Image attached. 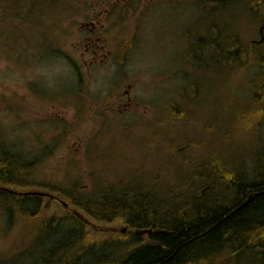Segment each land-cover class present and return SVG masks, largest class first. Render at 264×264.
Wrapping results in <instances>:
<instances>
[{
	"label": "rangeland",
	"instance_id": "374dc122",
	"mask_svg": "<svg viewBox=\"0 0 264 264\" xmlns=\"http://www.w3.org/2000/svg\"><path fill=\"white\" fill-rule=\"evenodd\" d=\"M101 1L0 0V145L3 143L24 157L26 154L28 161L34 158L37 161L22 173L25 187L50 191L69 202L65 195L53 191V187L71 188L79 181L81 189H87L102 172L108 176L124 175L133 158L134 165L151 164L153 153L163 149V146L151 147L154 137L160 139L165 150L176 144L168 167L171 172L179 168L178 164L182 166L179 172L198 171V162L209 158L202 160L211 153L210 146L218 133L233 137L235 108L250 103L252 82L256 78L264 79V43H256L262 23L244 22L246 8L243 4L239 6V0H228V6L221 5L222 0H138L120 4V21L114 22L116 25L120 22L118 48L125 56L123 67L116 64L119 60L112 62L111 71H100L92 81L86 73L89 56L84 54L85 46L69 45L63 33L75 22L77 29L70 33L69 40L78 42V37L84 36L79 31L86 33L80 27L87 21L92 7L106 4ZM212 18L220 22L219 29L213 25ZM212 28L223 39L220 47L218 41L215 47L211 45ZM30 29L41 31L42 44H38L33 33L28 38ZM232 33L240 36L249 54L236 53L229 45L227 40ZM131 38L137 40L135 45L128 42ZM186 38L190 41L186 42ZM214 48L222 58L215 56L218 63L212 68L208 58ZM203 53L207 57H202ZM233 54L238 55L229 56ZM201 60L206 63L202 64ZM184 66L182 72L180 68ZM215 68L218 70L212 71ZM95 72L92 69V74ZM119 80L125 85L134 81L133 88L137 86V90L132 95L138 104L116 115L110 110L113 105L106 104L103 92L112 90V86L117 91ZM262 89L261 95H257L261 107L249 115L251 121L246 116L245 121L250 125L243 131L249 134L252 146L245 139L247 134L240 138L247 159L242 166L249 174L256 166L253 156L264 148V117L257 118L258 114H264V86ZM230 106L232 109H227ZM88 147L94 151L103 148L95 158L99 163L91 162L94 159L87 154ZM110 147L114 154H104ZM225 148L221 142L216 151L225 153ZM31 151L34 152L29 156L27 152ZM40 154L42 157L35 156ZM44 200L40 204H44L46 218L47 215L62 218L77 210L72 204L65 207L49 197ZM6 218L7 213L0 208V262L11 264V257L23 251L22 261L18 262L32 264L39 259V251L51 245L53 239L42 236L32 241L31 234L42 223L40 220L31 222L17 215V220L9 225ZM75 224L67 226L81 227L86 239L79 245L74 242L73 248L84 254V244L96 246L104 241L120 240L125 235L120 231L124 227L120 220L98 223L108 228ZM94 248L93 253H100ZM246 254L243 261L252 263L254 256L250 252Z\"/></svg>",
	"mask_w": 264,
	"mask_h": 264
},
{
	"label": "trees",
	"instance_id": "16d2710c",
	"mask_svg": "<svg viewBox=\"0 0 264 264\" xmlns=\"http://www.w3.org/2000/svg\"><path fill=\"white\" fill-rule=\"evenodd\" d=\"M227 2L222 0L221 5L228 6ZM250 2L262 6L260 0ZM257 22L264 24V15ZM262 84L264 79L256 78L250 86V103L239 105L235 110L255 114L254 110L258 111L262 103L257 96L263 92ZM161 146L163 149L153 153L151 164L134 165L133 158L124 175L108 176L102 172L87 189H81L79 181L71 188L56 185L52 189L98 222L119 219L126 224L128 233L112 248L114 241L102 242L99 247L104 249H98L100 253L82 255L83 251L76 250L73 254L70 251L74 242L79 245L85 237L81 227H69V219H64L56 229L51 220L38 218L42 206L36 198L11 203L9 198L0 197L5 204L6 222L11 225L17 220L16 212L20 207L27 213L25 217L43 222L36 234L55 235L50 250L35 264H248L250 262L242 258L247 252L254 256L253 264H264V153L251 174L246 172L242 162L229 163L225 155L217 153L200 163L201 167L194 173L183 169L179 172L180 164L171 172L168 167L172 161L171 151L174 153L175 149L165 150V145ZM102 149L87 148V154L94 159L92 163H99L95 158ZM108 152L113 155L114 149L110 147L103 153ZM34 162H37L35 158L28 161L26 154L24 157L13 152L2 143L0 180L7 184H17L16 180L23 183V171ZM76 222L83 226L79 219ZM134 229H151L148 241L133 233ZM57 246H61V250ZM50 254L53 257L49 258ZM89 255L92 258H86ZM72 259H76V263Z\"/></svg>",
	"mask_w": 264,
	"mask_h": 264
},
{
	"label": "flooded vegetation",
	"instance_id": "af4514ba",
	"mask_svg": "<svg viewBox=\"0 0 264 264\" xmlns=\"http://www.w3.org/2000/svg\"><path fill=\"white\" fill-rule=\"evenodd\" d=\"M138 0H102V3H106L103 5H99L100 7H92L93 11H91V13H89V17L87 19L86 22L82 23L80 28H83L84 30H86V33H83L81 30L79 31V35L82 37H78V42L74 41H70V33L73 32L77 29L76 23L74 22L73 26H67V29H69V31L66 33V31H64L63 35L65 36V40L68 41L69 45L70 44H77L79 43L80 45L85 46V53L89 56V59L87 60L88 62L85 63L86 67H87V74L89 73V77H91V80L93 81V74H92V69H96L95 74H100V71H111L112 68L111 67V63L112 62H116L118 61L116 64L119 63L120 68L123 67V63H124V57L120 54V50L118 48V44L120 45V38L118 36H120V22L119 25H116L114 22L116 21H120V4H124V3H130V2H135ZM100 3L99 1H97V4ZM37 9V8H35ZM31 10V9H30ZM35 12V11H34ZM39 13V12H37ZM74 17V16H73ZM29 19V18H27ZM218 20L217 19H213L212 18V23H214L213 25L216 27V29H219V26L221 25L220 22L219 24L217 23ZM113 24H115L116 26H113ZM72 25V23H71ZM216 29L212 28L211 31H213V37H212V47H215V43L216 41H218L217 46L220 47V43L222 41V38L220 37V35L218 36L216 34ZM61 30V29H59ZM38 32H34L31 29L27 30L28 32V38L30 39V35L29 33H33L38 37V44H42V42L40 41L42 39L41 36V31L39 29H37ZM219 31V30H218ZM113 32H116V34H114ZM108 34H112L116 37H110V35ZM233 34V33H232ZM59 37H63L62 35H58ZM64 39V37H63ZM190 40L188 38H186V42H189ZM128 42L133 43L134 45L136 44L137 40H133V38H131ZM227 42L229 43V45H231V47H233V49L235 50V45L232 44L231 42V35L229 36ZM210 43V40H209ZM185 44V43H184ZM206 45V44H205ZM122 46V45H121ZM188 46V45H187ZM214 52L212 51L208 60L210 61V66L213 68L214 66L217 65L218 62L215 63L214 59L215 56H219L220 53L217 51L216 48H214ZM189 51V50H188ZM236 51V50H235ZM218 52V55H216L215 53ZM249 54V51L246 49V55ZM205 55V57H207V55L205 53H203L202 57ZM228 56V55H226ZM230 57H234L235 54L233 55H229ZM201 57V58H202ZM220 58H222V55H220ZM202 64H205L206 61L205 60H201ZM185 66L180 70L183 72L184 71ZM216 69H213L212 71ZM218 70V69H217ZM112 73V72H111ZM109 73V74H111ZM212 73V72H210ZM108 74V75H109ZM121 72H120V78H121ZM213 74V73H212ZM108 75H104V76H108ZM94 78L96 79V77L94 76ZM207 79V77H204ZM209 78V77H208ZM211 78H215L213 76H211ZM210 79V78H209ZM211 80V79H210ZM115 81V80H114ZM208 81V79H207ZM112 84L114 83L113 81L111 82ZM133 83L134 81H132L131 83H128L125 85V83H121L120 84V80L118 82V87L119 89L116 91L115 87H112V90L110 92H108L107 94L105 92H103V94L105 95L104 100L105 102H107L106 104H112V108L110 109L113 113H115L116 115H120V113L127 111L128 109H131L135 104H138L135 100L134 97L132 95V93H134L137 90V86L133 88ZM209 86L206 83V89ZM102 91V90H101ZM171 91V90H169ZM172 92V91H171ZM170 92V94H171ZM171 95H168V98H170ZM102 100V99H101ZM102 100V101H104ZM110 107V106H108Z\"/></svg>",
	"mask_w": 264,
	"mask_h": 264
},
{
	"label": "bare ground",
	"instance_id": "6f19581e",
	"mask_svg": "<svg viewBox=\"0 0 264 264\" xmlns=\"http://www.w3.org/2000/svg\"><path fill=\"white\" fill-rule=\"evenodd\" d=\"M260 1H261L260 4H262V6H258L256 3L252 4L250 2V0H242V1L239 0L238 1L239 6H241L243 4L245 6V8H246L245 11H246V17L247 18H245L244 22H247V23H250V22L251 23H255V22L259 21L262 18V16L264 15V0H260ZM259 31H260V38L258 40H256V43L257 44L263 43V41H264V24L261 25ZM231 42H232L233 45H235L236 53H240L241 51L242 52L244 51L243 54L245 53L244 56L246 55V50H245L246 47H244L242 49L241 38H240V36L237 33H233L231 35ZM247 45H248V48L250 50H252L253 45L251 43H249ZM244 46H245V44H244ZM237 55L238 54H236L235 56H237ZM244 56L243 55H240V58L243 57L242 60H244ZM235 112H236L235 113V119L232 121V128H233V132H234L233 133V137L226 138L222 133H218L216 135V137L213 139L212 144L210 142V144H211L210 148L212 149L211 150V153L204 155L202 157V160H205L207 157H210L214 153H217V155H222V154L225 155L226 159L229 160L228 161L229 163L231 162V163H234L236 165L239 162L247 161V159H245V152H243L244 149L242 148V144H241V141L242 140H240V138L241 137L245 138V135L247 134L248 136L245 139H247L249 141L250 146H252V142L248 139L249 138V134L248 133L243 134L244 129H247V127L250 125V123H248V122L245 121L246 120V116L249 119V121H251L252 119L249 118V115L250 114H247L246 115L245 112H241L240 110H237ZM263 117H264V114L263 113L257 115V118H259L261 120L263 119ZM208 119L209 118L206 119V125L208 123ZM259 119H257L256 122L259 123ZM155 135L160 136L159 134H155ZM229 141H230V143H229ZM221 142H224L225 145L227 146V148L224 149L225 150V153L221 152V150L216 151L217 148H218V146H219V144ZM249 144H247V147L249 146ZM161 145H162V142L160 141V139L158 137H154L151 140V147L152 148H159ZM171 147L174 148V146H171ZM190 150H191V148H190ZM263 153H264V148H262L259 151L258 154H255L253 156V160L255 161L256 164L259 161V157ZM196 155H198V154L196 153ZM200 163L202 164L204 162H201V161L198 162V167L199 168L201 167V166H199ZM16 182H17V184H12V183L11 184H7L6 182L0 180V197L9 198V201L11 203H13L14 200L15 201L16 200L19 201V200H23V199H26V198H36L37 199L36 202H39V204H40V202H43L44 203V201H45L44 199L45 198H44L43 195H41V194H35L32 191V189H30L29 187H25L24 186L25 185V182L22 183L21 180H16ZM13 196L15 197V199H12ZM43 205L44 204L41 205L42 206V210L40 211V215L37 216V217L38 218L45 219L46 218V216H45V210H44L45 207ZM0 208L2 209V211L6 212V210H5V204L3 203V201L1 200V198H0ZM21 210L22 209L19 207V210L17 212V215H20L21 217H25L27 215V213H25L23 210L22 211ZM53 217H55V216L50 217V216L47 215V218L46 219L51 220V223H53L54 225H56L55 228L57 229L59 227V225L61 224V222L64 219H69L70 225H72V224L73 225H76L75 223H77L76 220L78 219V212L77 211H74L73 213L67 214V215L63 216L62 218L61 217H55V218H53ZM25 218L27 219V221L29 220L31 222L32 221H35V220H38V219L31 220L29 218V216L28 217H25ZM118 220L119 219H116V221H118ZM40 222H41V220H40ZM109 222H114V221H109ZM22 223H24V222L22 221ZM38 226H42V224L36 225L35 226V229H33V234H34L35 239L33 238L32 241H36L37 239H39L42 236H47V238H49V239H52L55 236L52 233H50V234H47V233H45V234H42V233L36 234L38 232L37 231L38 230V228H37ZM124 226L126 227V232H125V235L124 236H126V234L128 233V229H127L128 226L126 224H124ZM92 228L96 229L95 227H92ZM132 231H133V233L135 232L136 234L142 235V240L144 242H147L148 241V237L147 236L149 234H151V232H152L151 229H143V230L142 229L141 230L134 229ZM85 239H86V236L82 239V243H84ZM51 245H49L48 247H44V250L43 251H39L41 253L40 256H39V259L43 256V254L46 251L50 250L48 248H50ZM154 245H156V244H154ZM31 247L32 248L34 247L33 246V242L31 243ZM83 247H85L86 250H84L85 251V254H82V255H86L87 252H92V250L95 249L94 247H96V249H99L100 248L97 245L96 246H92V245H86V244H84ZM57 248L59 250H61V246H57ZM102 249H104V248H102ZM55 251H57V250L55 249ZM70 252H72L73 254L76 253L75 250H74V248H73V245H72V248H71V251ZM24 253L25 252H23V251H19L18 252V255L14 256V254H13L14 257H11V259H10L9 262L11 264H21L18 261H22L20 259H22ZM51 257H53L52 254L49 255V258H51ZM44 258H46V257H44ZM86 258L90 259L92 257H91V255H89ZM86 258H82V259H86ZM39 259L37 258L32 264H35ZM68 259H71V258H68ZM73 261H74L73 263H76V259L73 260ZM0 264H2V263L0 262ZM5 264H7V263H5ZM248 264H253V263H248Z\"/></svg>",
	"mask_w": 264,
	"mask_h": 264
}]
</instances>
